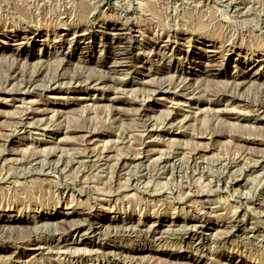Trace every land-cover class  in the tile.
Here are the masks:
<instances>
[{
    "label": "rangeland",
    "instance_id": "374dc122",
    "mask_svg": "<svg viewBox=\"0 0 264 264\" xmlns=\"http://www.w3.org/2000/svg\"><path fill=\"white\" fill-rule=\"evenodd\" d=\"M263 148L264 0H0V264H264Z\"/></svg>",
    "mask_w": 264,
    "mask_h": 264
},
{
    "label": "bare ground",
    "instance_id": "6f19581e",
    "mask_svg": "<svg viewBox=\"0 0 264 264\" xmlns=\"http://www.w3.org/2000/svg\"><path fill=\"white\" fill-rule=\"evenodd\" d=\"M229 5V4H228ZM167 12V11H166ZM128 27V26H127ZM122 28H119V30H121ZM135 31V30H134ZM116 35V34H114ZM124 50V49H123ZM18 81V80H17ZM60 83V82H59ZM58 83V84H59ZM20 85V84H19ZM31 86V81H29L26 85H24V90H23V93L26 95L29 93V88ZM19 87V86H18ZM242 87V86H241ZM24 104V102H23ZM40 111V110H39ZM37 112V111H36ZM53 112H56L55 110H53ZM35 113V112H34ZM39 113H44V110L42 109L41 112ZM31 116V115H30ZM20 122V121H19ZM18 126L15 128V131L11 132L10 134V137L13 136V134H15V132L17 131H25L29 128V126L24 123V122H20L17 124ZM10 132V131H8ZM91 133H87V136L90 135ZM11 139V138H10ZM6 142H9V141H6ZM84 142V141H83ZM8 149V148H7ZM264 149V148H263ZM144 151V150H143ZM262 151V150H261ZM11 152V151H10ZM8 152V153H10ZM259 154V153H258ZM264 155V154H263ZM4 157H1L0 156V162L1 160L3 159ZM128 159V158H127ZM25 160V159H24ZM101 160V159H100ZM135 160V159H133ZM138 160V159H137ZM5 160H3L4 162ZM42 161V160H41ZM22 162V161H21ZM24 162V161H23ZM20 163V165L23 164V166L25 167L26 166V170H28L27 168H37L39 166V162L37 160H32L30 162H25V163ZM104 162V161H103ZM137 162V161H136ZM12 163V162H11ZM124 163V162H123ZM134 163V162H133ZM132 163V164H133ZM41 164V162H40ZM42 164H45V163H42ZM41 164V165H42ZM125 164V163H124ZM161 164V163H160ZM165 164V163H163ZM16 165V164H15ZM13 165V167L15 166ZM97 165V164H96ZM100 165V164H99ZM50 166V165H49ZM49 166H41L39 167L41 171H46L48 172V170L50 169ZM54 166V165H52ZM133 166V165H132ZM22 167V166H21ZM57 167V166H56ZM101 167V165L99 166ZM16 168V166H15ZM38 168V169H39ZM102 168V167H101ZM99 168V169H101ZM129 168V167H128ZM58 169V168H57ZM141 169V168H140ZM14 170V168H13ZM34 170V169H33ZM54 170V169H53ZM32 171V169H31ZM39 170H37L38 172ZM126 171V169H125ZM14 172V171H13ZM24 172H27V171H24ZM43 172V173H44ZM130 172V171H129ZM15 173V172H14ZM30 173V172H29ZM35 173V172H34ZM52 173V172H51ZM22 174V173H21ZM11 175V174H10ZM9 175V176H10ZM13 175V173H12ZM98 176V175H97ZM131 178V177H130ZM10 179V178H9ZM11 180V179H10ZM93 180V179H92ZM130 180V179H129ZM134 180V179H133ZM136 180V179H135ZM224 180V179H223ZM4 181V180H3ZM9 181V180H8ZM129 182V181H128ZM134 182V181H133ZM137 182V181H136ZM6 183V182H5ZM130 183V182H129ZM133 185V184H132ZM135 185V184H134ZM86 186V185H85ZM90 186V185H89ZM87 189V188H86ZM205 204V207L208 206V203L207 202H204ZM263 214V213H262ZM63 220V219H62ZM87 221V220H86ZM59 224V223H58ZM57 223H44L41 227L39 226H36L34 225V231L35 233L37 232L39 235H38V238L39 237H43L42 235H48V237L50 236H55L56 234H59L61 235L60 237H63L64 235H70V234H84V233H89L91 234L92 236L96 237V238H99L100 234L98 232V229L95 228V223L93 222H90L87 224V226H85L84 224L80 223V222H73L72 225H70L68 231H61L59 229V226H58ZM151 225V224H150ZM209 225V220L208 218L205 216V215H200L199 217H197L191 224L187 225V226H184L182 230H176V231H173V230H168L166 232H162V231H159L158 228H156L154 225H151L150 227H148L147 229H130L128 230L129 228H124L121 230V231H118V230H113L112 232L108 233L109 237L110 238H126V239H135V240H140V241H144V242H147V241H155V240H163V239H167V238H170V239H173L175 241H178L182 244H185L187 245L188 247H191V248H194L196 250H199V249H202L203 247H205L206 245L210 244V243H216L218 242L219 240L222 241V240H226L225 239H217L216 238L214 239L212 237V234L209 233V230L211 228H208L207 226ZM130 226V225H129ZM7 227V226H5ZM110 227V226H109ZM9 228V227H8ZM111 229V228H109ZM164 230V229H163ZM111 231V230H110ZM170 234V235H169ZM37 236V235H36ZM2 237V236H1ZM37 238V237H36ZM247 238V237H246ZM108 239V238H107ZM36 240H39V239H36ZM34 241V240H33ZM166 242V241H165ZM258 242V241H257ZM253 243V242H252ZM34 244V243H33ZM98 244H94V243H90V246L92 247H101L102 249V253L105 255L106 259L107 260H113L115 259L117 256L116 254H114V252L110 251V252H106V251H103L105 249L104 246H97ZM37 249H40V248H37ZM49 249V253L50 254H53L55 257H58L62 260H71V258H79L78 257V251H80V249L78 248H65V249H62V248H56V249H53V248H48ZM53 249V250H52ZM81 251H83L81 249ZM85 252V251H84ZM101 254V253H100ZM103 255V256H104ZM102 256V255H101ZM83 257V256H81ZM119 257V256H118ZM117 257V259H118ZM121 259H123L124 261H128L130 264H132V260L128 259L127 257H124L122 258L121 256ZM8 260V259H7ZM135 263V262H134Z\"/></svg>",
    "mask_w": 264,
    "mask_h": 264
}]
</instances>
